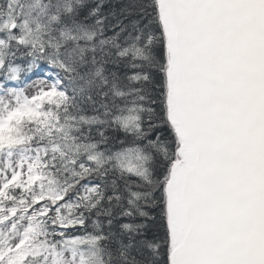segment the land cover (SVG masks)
<instances>
[{"label":"snow or ice","instance_id":"snow-or-ice-1","mask_svg":"<svg viewBox=\"0 0 264 264\" xmlns=\"http://www.w3.org/2000/svg\"><path fill=\"white\" fill-rule=\"evenodd\" d=\"M0 264H264V0H0Z\"/></svg>","mask_w":264,"mask_h":264}]
</instances>
